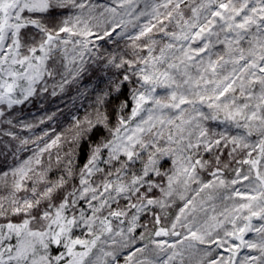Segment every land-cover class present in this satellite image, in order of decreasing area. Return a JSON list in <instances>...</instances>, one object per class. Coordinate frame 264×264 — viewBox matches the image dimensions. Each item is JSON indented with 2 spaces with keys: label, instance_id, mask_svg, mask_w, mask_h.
<instances>
[{
  "label": "snow or ice",
  "instance_id": "1",
  "mask_svg": "<svg viewBox=\"0 0 264 264\" xmlns=\"http://www.w3.org/2000/svg\"><path fill=\"white\" fill-rule=\"evenodd\" d=\"M0 264H264V0H0Z\"/></svg>",
  "mask_w": 264,
  "mask_h": 264
},
{
  "label": "trees",
  "instance_id": "2",
  "mask_svg": "<svg viewBox=\"0 0 264 264\" xmlns=\"http://www.w3.org/2000/svg\"><path fill=\"white\" fill-rule=\"evenodd\" d=\"M106 47L112 48L114 46L106 45ZM85 83H88V80H85ZM75 96H77V91H76V87L73 86L62 97L61 96H57L56 98L48 97L47 99H44V100L37 99V100H34L33 103L31 104L23 106V108L20 109L19 111L21 112L22 117L25 120L32 121L46 113L50 114L51 112L56 111L58 107L63 108L65 112L64 113L58 112L57 117L54 118V121H48L44 125H41L40 128H37L35 130L39 132L41 128H49L51 126V127H54L56 131H60L62 123L66 119L65 114L69 110L75 111V108L73 106L74 104L73 97ZM89 102L90 101H85L84 106L87 107ZM79 106H80V100L77 99L75 101V107H79ZM78 114L82 115L83 111L81 110V112ZM56 120H59L61 123H57ZM24 134H27V133H24ZM52 134L54 135V133Z\"/></svg>",
  "mask_w": 264,
  "mask_h": 264
},
{
  "label": "rangeland",
  "instance_id": "3",
  "mask_svg": "<svg viewBox=\"0 0 264 264\" xmlns=\"http://www.w3.org/2000/svg\"><path fill=\"white\" fill-rule=\"evenodd\" d=\"M249 235H251V234H249Z\"/></svg>",
  "mask_w": 264,
  "mask_h": 264
}]
</instances>
